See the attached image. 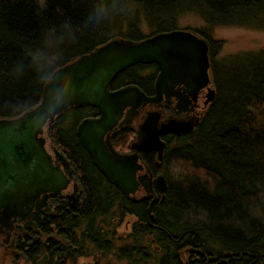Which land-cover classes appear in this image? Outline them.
Masks as SVG:
<instances>
[{
    "label": "trees",
    "instance_id": "trees-1",
    "mask_svg": "<svg viewBox=\"0 0 264 264\" xmlns=\"http://www.w3.org/2000/svg\"><path fill=\"white\" fill-rule=\"evenodd\" d=\"M188 13L205 24L190 30L209 43L213 93L190 133L165 137L162 160L147 153V168L166 181L163 201L149 206L147 200V219L146 205L134 206L104 183L77 138V124L95 117V107H69L45 130L78 169L91 221L106 222L113 204L134 207L120 212V222L124 214L147 221L132 236L147 244L153 264H178L181 234L219 255L264 264V49L241 54L218 75L212 57L220 42L211 37L215 26L264 27V0H0V119L36 106L59 67L112 38L140 40L178 29ZM145 67L154 74L153 65H136ZM124 81L140 86L129 71L112 86ZM131 136L128 127L111 141L125 147Z\"/></svg>",
    "mask_w": 264,
    "mask_h": 264
},
{
    "label": "water",
    "instance_id": "water-1",
    "mask_svg": "<svg viewBox=\"0 0 264 264\" xmlns=\"http://www.w3.org/2000/svg\"><path fill=\"white\" fill-rule=\"evenodd\" d=\"M139 63H154L158 68L153 95L134 85L111 89L120 72ZM209 68L208 41L194 31L174 29L140 40L112 38L53 71L36 106L15 118L0 119V224L27 213L33 205L42 206L46 196L40 198V193L53 194L65 186L67 180L53 165L42 133L49 121L73 106L97 109V116L77 124L76 135L105 178L125 196L135 193L139 184L152 191L151 171L147 168V175H136L142 169L137 151L153 150L162 160L166 147L162 137L190 133L199 117L160 120L158 110L147 111L129 153L113 148L110 133L130 123L146 104L170 103L172 96L179 110L201 103L213 88ZM155 182L165 192L161 174Z\"/></svg>",
    "mask_w": 264,
    "mask_h": 264
},
{
    "label": "flooded vegetation",
    "instance_id": "flooded-vegetation-1",
    "mask_svg": "<svg viewBox=\"0 0 264 264\" xmlns=\"http://www.w3.org/2000/svg\"><path fill=\"white\" fill-rule=\"evenodd\" d=\"M136 65L139 64H135L124 71H129L136 76L140 80V86L124 81L116 87L112 85L111 87L117 89L134 85L146 95H153L155 79L158 74L157 66L151 63L155 67L153 74L146 67L136 69ZM150 74H153L152 80L149 78ZM208 95L201 103L188 104L185 110H179L178 100L173 96L170 103L163 100L157 106L146 104L139 109L130 123L123 124L110 133V140H112L113 136L123 135L128 127L132 129V136L126 146H117L111 141L113 148L119 153L132 152L130 144L136 140L138 126L149 110H158L161 114L160 120H166L170 117L182 120L190 117L200 118ZM42 136L46 139L45 148L51 155L53 165L59 168L67 182L63 188L53 194L51 192L40 193V198L43 195L46 196L42 206L36 207V205H33L27 213L13 215L3 225L0 224L1 264H153L148 254L149 247L147 248V244L135 243L132 236L135 233L134 228L136 225H147V221L137 222L134 214L127 216L124 214L120 222V212L132 213L134 207L121 206L120 208L118 204H113L108 208L106 222L102 219L101 221H91L88 216L89 210H86V206V208L84 207L86 191L77 173L78 169L49 138V129L43 130ZM166 136L176 135L168 134L162 138L165 140ZM85 152L90 163L95 167L88 152L86 150ZM148 152L156 154L153 150L137 151L139 162L142 165V169L136 173L137 176L147 175ZM60 155H63L65 161ZM95 169L101 175L104 183L106 182L109 187L116 189L134 206L138 204L146 205L144 207L145 219H147V211L150 208L147 207V200L149 206H151L154 202L163 201L164 199L165 192H161L155 182L157 174L151 172L152 191L147 192L139 184L135 193L125 196L96 167ZM177 241L179 242L178 255L180 257L178 264H254L257 260L248 262L243 257L233 259L225 254L219 255L214 247L206 249L204 244L196 238L192 237L190 240H186L183 234L178 236ZM135 251L138 252V255Z\"/></svg>",
    "mask_w": 264,
    "mask_h": 264
},
{
    "label": "rangeland",
    "instance_id": "rangeland-1",
    "mask_svg": "<svg viewBox=\"0 0 264 264\" xmlns=\"http://www.w3.org/2000/svg\"><path fill=\"white\" fill-rule=\"evenodd\" d=\"M204 25L202 19L194 13L185 14L178 21V29H200ZM142 29L145 34H148V28L143 27ZM211 37L213 40L220 42L219 48L212 57L215 65H217L218 75H221L222 69L229 68L234 64L241 54L264 49V27L215 26L212 29ZM241 60L242 58L239 62ZM212 93V91L209 93L205 105L210 100Z\"/></svg>",
    "mask_w": 264,
    "mask_h": 264
}]
</instances>
